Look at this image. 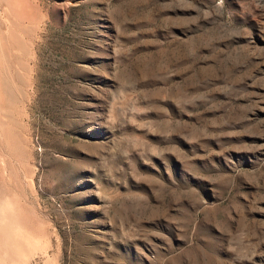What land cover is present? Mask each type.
Wrapping results in <instances>:
<instances>
[{
    "label": "rangeland",
    "instance_id": "obj_1",
    "mask_svg": "<svg viewBox=\"0 0 264 264\" xmlns=\"http://www.w3.org/2000/svg\"><path fill=\"white\" fill-rule=\"evenodd\" d=\"M0 264H264V0H0Z\"/></svg>",
    "mask_w": 264,
    "mask_h": 264
}]
</instances>
